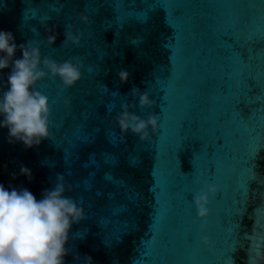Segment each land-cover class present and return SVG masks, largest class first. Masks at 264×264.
I'll list each match as a JSON object with an SVG mask.
<instances>
[{
	"label": "water",
	"instance_id": "water-1",
	"mask_svg": "<svg viewBox=\"0 0 264 264\" xmlns=\"http://www.w3.org/2000/svg\"><path fill=\"white\" fill-rule=\"evenodd\" d=\"M160 3L0 0V29L11 30L18 45L38 47L42 60L82 65V78L71 88L50 75L36 84L49 99L52 137L25 148L9 143L8 130L0 128V183L28 188L40 198L63 175L64 194L84 209V219L69 232L67 264H84L85 256L92 264H220L240 181L247 179L248 167L264 177V150L248 158L251 148L264 141V43L249 39L264 36V0ZM32 9L37 16L25 20ZM149 9L155 10L147 23L135 17L119 22L118 16ZM82 13L89 24L80 22ZM53 25L57 39L49 46L45 30ZM68 29L83 34L80 45L64 44ZM238 52L247 55L246 62ZM20 55L17 49L15 58ZM10 70L0 71V96ZM121 70L129 73L127 83L117 78ZM247 75L262 94L240 106L245 115L252 108L246 120L229 118L233 104L248 99ZM140 93L148 94L151 108L139 106ZM125 104L141 119L158 116L157 133L149 128L143 142L131 132L122 136L116 117ZM68 129L86 140L73 139ZM21 166L30 169V179L20 173ZM206 184L218 191L209 197V216L202 221L193 198ZM125 186L140 193L139 207L130 205L131 213L122 207L128 204ZM251 187L245 215L238 218L242 249L234 253L235 264H249L250 258L264 264V186L258 179ZM129 219L136 227L125 230ZM121 231L120 241H110V233Z\"/></svg>",
	"mask_w": 264,
	"mask_h": 264
},
{
	"label": "clouds",
	"instance_id": "clouds-1",
	"mask_svg": "<svg viewBox=\"0 0 264 264\" xmlns=\"http://www.w3.org/2000/svg\"><path fill=\"white\" fill-rule=\"evenodd\" d=\"M80 22L89 24V16L82 13ZM82 35L68 29L64 33V44L78 46ZM45 36L49 46L55 43V25L46 28ZM115 36L119 33L115 32ZM17 49L21 53L19 58H15ZM8 68L11 70L7 76V90L0 96V128L8 130L9 143L20 142L25 148L39 146L52 134L49 131V99L36 89V84L50 75L58 78L64 88H71L82 78V65L71 60L61 63L47 58L42 60L38 47L25 43L18 45L11 30L0 29V71ZM117 78L121 84L127 83L128 71H119ZM103 90L108 92L106 86ZM132 95L136 96L137 92L134 90ZM64 103L67 106L69 101ZM138 103L141 108L153 106L147 93L139 94ZM129 107L122 105V111L116 117L122 136L131 132L143 142L149 139V128L152 134L157 133L158 116L141 119L131 113ZM20 173L31 178V171L25 166H21ZM203 175L201 172L200 176ZM67 190H71L70 186ZM65 191L63 175H58L55 186L44 189L40 198L28 188H6L0 183V264H67L69 232L73 224L84 219V209L72 197L66 196ZM217 191L216 186L206 184L194 196L198 219L204 221L209 216V197ZM201 242L208 245L209 240L202 237ZM77 259L73 256V260ZM84 264H92L90 256L84 257Z\"/></svg>",
	"mask_w": 264,
	"mask_h": 264
},
{
	"label": "snow or ice",
	"instance_id": "snow-or-ice-1",
	"mask_svg": "<svg viewBox=\"0 0 264 264\" xmlns=\"http://www.w3.org/2000/svg\"><path fill=\"white\" fill-rule=\"evenodd\" d=\"M117 4H124L126 3V0H115ZM145 3L158 5L161 4L160 0H144ZM155 10V9H149L145 10L141 13H130L127 16L121 15L118 16L119 22L121 25H123L127 20L131 19L132 17H135L136 20L139 22L147 23L149 19V11ZM177 10V9H176ZM176 10L174 11L173 15H176ZM167 11V10H165ZM38 14V11L36 9L30 10V15L28 12L25 13V20L29 19V17H36ZM44 19H47L48 17H43ZM169 26L173 27V25L169 22ZM250 40H252L253 43H264V36L260 37V39L257 41L255 37H249ZM237 55L240 58V61L246 62L248 59L247 55L243 52H238ZM243 87L247 94L248 99L245 100H237L235 104H233L231 111L227 114L230 118L233 114L241 119L246 120L248 117L252 114V108L249 107V112L247 115H245L244 110L241 109L242 104L251 105V98L256 95H261L262 90L260 86L257 84V81L253 78L252 75H247L244 77L243 80ZM62 130L66 129L64 125H61ZM69 136H72L73 139H81L86 140L84 136L81 134H76L74 129H68ZM261 150H264V141L257 143L254 147L251 148L249 152V159H253L258 152ZM131 163L134 165L136 163V160L133 159ZM248 177L246 180L240 181L239 186V198L237 201V207L235 212L232 215V218L230 220V226H231V235L229 236L227 242L224 245L223 249V259L220 261V264H235V257L234 253L242 249V240L240 236V223L238 218H242L245 215L246 209H247V198H249L252 194V187L251 185L253 183L257 184V180H260V185L264 186V177H259L258 174L255 172L254 167H248ZM126 190L124 192V198L128 202L127 205L122 206L124 209V212L131 213V207L130 205H135L136 207H139V201H140V193L136 191L133 187L125 186ZM157 213V207H156V199L154 197V205H153V211L151 213L152 216V223L155 220ZM150 224V227L152 225ZM136 227L134 221L132 219L127 220V227L125 230H131L132 228ZM124 232H119L115 234L110 233V241H120L122 239ZM151 235V233H150ZM245 239H248L247 234H245ZM109 241V242H110ZM147 255V253H145ZM144 264H148V261H145ZM249 264H253L251 258L249 259Z\"/></svg>",
	"mask_w": 264,
	"mask_h": 264
}]
</instances>
